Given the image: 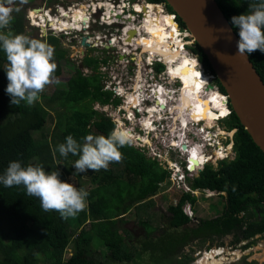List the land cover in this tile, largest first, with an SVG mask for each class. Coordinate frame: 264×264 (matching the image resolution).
Here are the masks:
<instances>
[{"label": "trees", "instance_id": "obj_1", "mask_svg": "<svg viewBox=\"0 0 264 264\" xmlns=\"http://www.w3.org/2000/svg\"><path fill=\"white\" fill-rule=\"evenodd\" d=\"M36 1L27 0L22 4L20 0H15L11 6L20 7V10L12 13L9 27L1 30L23 34L24 9L28 5H37ZM145 1L162 2L165 9L173 13L164 0ZM214 1L239 40V29L233 27L231 17L247 13L249 3L259 0ZM175 21L180 30H185L176 15ZM36 39L53 46L57 65L54 74L58 73L61 70L60 61L68 60L58 38L47 36L45 41L40 37ZM186 47L196 56L202 68L213 74L199 46L192 41ZM247 56L264 83V53L256 50ZM7 63L6 56L0 55V175L9 162L20 161L22 166L40 165L46 172L57 170L63 182H68L69 176L79 179L86 175L94 186L86 190L89 193L86 203L92 213L83 210L75 217L62 219L56 211L45 212L39 199L28 196L22 185L6 188L0 184V264H74L70 259L58 260L53 256L55 249L68 246L79 260L87 264H138L142 261L148 264H181L189 258L183 247L188 244L189 250H192L195 241L228 237V243L235 246L239 241L251 238L241 245V248H246L256 236L264 237V153L252 142L228 103L230 112L223 118V124L227 130L235 129L232 134V158L218 160L215 166L205 164L187 180L191 189L216 191L222 198V209L216 216L189 224L190 219L182 212L181 206L185 201L192 205L195 197L182 192L176 203L166 207L167 230L157 236L153 232L152 217L141 210L155 194L160 182L168 177L167 171L157 161L126 143L119 148L121 160L111 162L107 170L93 172L89 169L74 176L76 169L72 159L77 156L69 154L61 157L54 149L64 143L68 135L78 142H82L88 134L107 137L113 122L106 116L96 115L94 110H55L50 115L41 114L37 101L32 105L23 101L19 106L11 105V98L5 92L8 80L4 68ZM160 67V64L156 65V69ZM83 68H88L90 72L84 73ZM96 71V58L84 54L80 64L63 83L54 87L45 101L72 102L88 97L101 105L117 104L118 99L102 89ZM213 82L219 92L224 93L215 77ZM48 116L53 118L52 129L34 136L33 133L41 128ZM131 209H135L136 222L144 231L138 238L121 225L124 223L123 216ZM96 243L107 246L104 262L95 255L93 245ZM221 259L223 257L213 261L217 263ZM252 263L256 264L255 261Z\"/></svg>", "mask_w": 264, "mask_h": 264}, {"label": "clouds", "instance_id": "obj_2", "mask_svg": "<svg viewBox=\"0 0 264 264\" xmlns=\"http://www.w3.org/2000/svg\"><path fill=\"white\" fill-rule=\"evenodd\" d=\"M14 3L15 0H0V29L8 28L13 19L12 13L20 10L19 8H13L11 6ZM20 3H27V0H20ZM248 9L247 13L231 17V24L233 27L239 29V40L237 42L239 55H247L256 50L264 53V31H262L264 29V0L249 3ZM0 49L3 50L8 62L4 71L8 80L5 92L11 98L10 104L19 106L23 101L28 105H32L40 99V94L44 91L45 87L53 82V74L57 68L54 62L55 50L53 46L24 34L0 31ZM123 95L124 93L120 97H117L118 103L115 105L112 103L102 104L104 115H101L110 119L106 108L104 109V105L111 104L115 107L123 99L124 101L120 103L122 107L119 108L117 113L119 121L122 122V125H125L122 128L128 129L127 133L114 130L115 124L113 122L114 126L107 137L104 135L88 134L82 138V142H78L72 135H68L65 137V142L59 144L54 149V151L59 152L61 157H67L69 154L78 157L73 163L76 169V172L73 173L74 176L89 169L93 170V172H98L101 169L107 170L111 162H119L121 160L122 154L119 148L123 147L126 143H129L135 148L139 147L135 145L134 139H132V143L127 141V135H133V131L129 129L130 126L139 125L141 130L138 135L140 136H143L145 133H141L144 129H147L146 133L150 135L149 132H151V129L147 127L146 122L152 125L153 122H156V119L147 120L148 117L146 115L142 116L140 119L143 120V124L140 125L139 121L125 117L126 111L130 112L132 110L133 112L131 114L134 113L135 115H139L140 111L143 112L146 106H142L149 101L148 97L139 96L140 102L131 104L134 106L129 105L128 110H126L124 103L127 96ZM127 99L129 100L128 97ZM228 114L222 117V119ZM203 141L209 146L205 140ZM193 147L195 146L190 145L188 149ZM209 159L204 161L201 159L200 161L202 162L199 163L203 166L210 164ZM184 172L185 170L183 169V174ZM59 176L60 173L57 170L46 172L44 167L40 165L22 166L20 161H11L4 173L0 175V184L6 188L22 185L28 196L39 199L40 206L45 212L56 211L62 219L75 217L86 208V199L89 193L83 188H77L68 182L61 181ZM183 178L186 180L190 179L185 174ZM190 190L192 189L188 185V190H184L183 192L188 191L191 194ZM184 203L189 204L187 201ZM184 203L181 206L183 213Z\"/></svg>", "mask_w": 264, "mask_h": 264}, {"label": "rangeland", "instance_id": "obj_3", "mask_svg": "<svg viewBox=\"0 0 264 264\" xmlns=\"http://www.w3.org/2000/svg\"><path fill=\"white\" fill-rule=\"evenodd\" d=\"M55 2H58V3L63 4V5H67L70 2V0H46V1L45 0L44 1L37 0L36 1L37 5L39 4L38 6H42L43 4L51 5ZM158 7H160V6H158ZM19 9H20V7H19ZM25 13L26 12H24V14ZM159 19L160 18H158L157 21H159ZM133 29H135V28H133ZM0 31H2V30L0 29ZM23 34L26 36H29L30 38H35V39L39 38L37 28L33 27V26L26 25V24L24 26V33ZM56 38H58V40H59L60 47L66 51L68 60H67V62L60 61L61 70L58 73L53 74V82L51 84H49L48 86H46L44 91L40 94V99L37 101V107L40 110L41 114H47L48 113L50 115H53L55 110H68V109H79V110H84V111L94 110L95 114L98 116L100 114H103L104 113L102 111L103 105H100V104L92 101L88 97L80 98V99H77V100L72 101V102H64V101L62 102V101L56 100L54 102L49 103V102L45 101L47 99V97L50 95L51 91L54 89V87L58 86L60 83H63L68 78V76L71 74V72L74 70V68L80 64V59L83 56L82 52L79 51V49H83V48L78 47V45H76L75 41H73V40L68 41L64 37H56ZM148 38H150V37H148ZM173 39L175 41H177L176 37L175 38L173 37ZM43 40L45 41V39H43ZM188 40L190 41V39H187V41ZM166 44H171V39L166 40ZM189 44H190V42L186 43V45H189ZM184 48H187V47L185 46ZM83 54H84V52H83ZM151 54H153V53H149V56ZM0 55H2V56L5 55L3 50H1V49H0ZM79 55H81L80 58H78ZM195 70L197 71L198 69L195 67ZM82 71H83V69H82ZM203 71L206 72L204 69H203ZM204 76H206V75H204ZM173 77H176V75ZM170 80H172V77L170 78ZM209 82L212 85L215 84L213 82V79H210ZM179 85L180 84L177 81H174L173 84H166V83L164 84V86L166 88H173L174 90L175 89L178 90ZM133 89H134V87H133ZM175 94H177V91L175 92ZM138 99H139V96H138ZM148 100H149V98H148ZM146 105H148V103H146L142 107H145ZM127 106H129V105H127ZM127 106H125V103H124V107L126 108ZM131 106H134V105H131ZM105 108H106L107 112L111 111V110H109L110 109L109 106L105 107V105H104V109ZM126 110H128V107L126 108ZM131 112H133V111L130 110V113ZM141 113H142V111H140V114ZM224 115H222L220 118L222 119V117ZM134 116H135V114L133 113V114H131V116L129 118H133ZM52 119H53L52 117L48 116L47 119L45 120L44 124L41 125V128L38 131H35L33 133L34 136H39L40 133H48L52 129V124H53ZM221 119H218L216 121L212 120L213 126L210 128H204L203 127L202 130H199L198 128H196L197 124H194V126H192V127L189 126L187 129L182 128V130H181L182 133H177V134H182L183 143L186 142V146H187L185 149H188V146H190V145L195 146L197 148V151L199 152L198 156L201 159H203L204 155L209 154L210 155L209 163L213 166L216 165V160H217V158L214 156L215 151L217 150V146H216L214 140H219L221 138L223 143H226V138H224V137H226L225 135L214 136V137L212 136V133L216 131L217 127H219L220 129H223L225 127L223 124L224 119H222V120ZM212 121H211V123H212ZM165 123L168 124L169 119H165L163 121L157 120L156 122H153L152 126L158 125V128H156L155 131L151 130V132H149L150 135L154 134L155 137L162 135L163 138L165 139L164 142L154 143V141H159V140L158 139L154 140V138L151 137L153 141H150V145H146L145 147H141V148L137 147V149H139L144 156L149 157L151 159H154L155 161H157L160 164V166L162 168H164L167 171L168 177L165 178L164 181L160 182L158 189L156 190L155 194H153L150 197V199L145 202L146 204L143 207V209L141 210L142 212H145L146 214H148L149 216L152 217V224L155 227L153 232L157 236L159 233H161V231L167 230V227L165 225L166 207L170 204H174L177 201V199L179 198V196L181 195V193L184 191L185 186H188L187 185L188 181L183 178L184 174H183L182 168L184 167V164H183L184 154L182 151L180 152L181 149L180 150L176 149V148H174V146H172V147L166 146L168 143V140L173 139V137L171 134L172 132L168 133L167 129L164 128V125H166ZM123 124H125V123H123ZM174 125H176V124H174ZM200 125H202V123H200ZM121 127H125V125H122ZM145 131L147 132V129L142 130L141 133L145 132ZM196 131H199V132H196ZM205 132H208L207 136L210 138V140L208 142L211 143V145H209V146H207L205 144V142L203 141L202 136H204ZM174 134L177 135L176 132ZM133 135H135V134L133 133ZM184 136H186V137H184ZM131 137L132 136H130V135L127 136V141L130 143H132V139H134ZM231 137H232L231 133H229L227 135L228 140H230ZM165 147H166V149H165ZM150 148L152 149V152H150ZM168 149H171V153L167 152ZM226 154H227L228 158L233 156L231 148L226 149ZM155 155H157V156H155ZM217 155H220V154H217ZM76 159H78V158L73 157L72 160L75 161ZM193 162L196 163V161H193ZM174 174H175V176H174ZM190 176L192 177V174ZM191 177H188V178H191ZM87 178L88 177L86 175H83L79 179H76V178L70 176L67 178V181H68V183L72 184L74 187L83 188V189L87 190L88 188L94 186L92 183H90L88 181ZM192 190L195 191L194 192L195 194H192V195H194L195 200H194V203L190 206V213L192 214V217L190 218L189 224L197 223L198 219L211 218L213 216H216L218 214V212H220V210L223 207V202H222V198L219 197L217 192H212L211 194H208L209 192L206 193V191H204L202 189H192ZM186 204L187 203H184V205H186ZM84 211H86V213L87 212L92 213L90 211L88 205L86 206ZM134 211H135V209H131L129 212H127L123 216L124 223L121 224L126 229H128V227H129V230L132 233L136 232L135 229H136V227H138L136 225H139L136 222V217H135ZM84 220H85V222L87 221L86 219H84ZM140 236H142V234H137V238ZM250 239L251 238H249L248 240H250ZM248 240H244V241L247 242ZM228 241H229L228 237H224V238L222 237L221 239L213 237L212 241H210V240L195 241L194 245H192V250L191 249L189 250V246L187 244L183 247V250L186 252V254H188L189 258L187 257V259H185V261L181 264H192V263L196 264L197 262L201 261L200 257L203 256L204 251H208L209 249L217 248V246H221L223 249V252L221 254H219L221 257H225V259L220 260V261H222V264H254V263H252L253 261H255L256 264H259L260 261H261V263H263V261H264V259H263V257H264V237L256 236V238L254 239V242L244 250L245 253L240 254V257H237V259L235 257L236 255H230V254L226 253V251L231 246L228 243ZM219 242H221V244ZM239 242L241 243L243 241H239ZM94 243L95 242H93L92 244H94ZM218 244H220V245H218ZM235 247L238 248V246H235ZM93 248L96 251L95 255L99 258V260L101 262H104L106 260L107 246L106 245H99L98 243H96L95 246L93 245ZM197 251H199L201 253V254H199L200 256L199 255L195 256V253ZM235 252L237 254H239L237 249L234 250V254H236ZM54 253L55 254L53 256L58 260H66V259L69 260L70 259L72 262H74V264H87V263H85V262H83L77 258V256L72 251L70 246H68L66 249H61V248L55 249ZM205 254L207 255L208 253L205 252ZM209 256H213V254L209 255ZM220 256L214 257L213 260L217 261L220 258ZM213 260L212 259L205 260L204 261L205 263L202 262L201 264H210V262H212ZM245 260H248L247 261L248 263H246ZM104 264H118V263H112V262L106 263L105 262ZM138 264H148V263L146 261H142Z\"/></svg>", "mask_w": 264, "mask_h": 264}, {"label": "built area", "instance_id": "obj_4", "mask_svg": "<svg viewBox=\"0 0 264 264\" xmlns=\"http://www.w3.org/2000/svg\"><path fill=\"white\" fill-rule=\"evenodd\" d=\"M44 3V2H43ZM148 3L150 2H146L145 0H70V2L67 5H63L60 4L58 2H55L51 5H45L43 4L42 6H38V7H34V6H29L26 9V13L24 14V23L26 25L29 26H33L37 28L38 31V36L40 38L45 39L47 36H54V37H64L66 38L68 41L73 40L76 42V45H78V47L83 48V49H79V51L83 52V50L85 48H87L88 46H83L80 44V38L82 36H85V41L88 44H91V42H93V44H100V38L97 35H94V39L92 37L94 32H89L88 29L93 28L96 30V28L98 27L99 29L102 27L103 29H106L107 27H112L113 25L117 24L118 22H120L123 18L125 17H129L130 20L128 22L123 23L121 31H120V38H125L126 37V31L129 29H136V33L134 34V36L132 37V40L129 41V43H131V45L135 44V46H137L138 48H140L141 43H140V39L141 37H146L147 33L144 32V29L141 28V21L145 20L144 18V10L141 11L138 9V7H135V5H140V7L143 9L144 5L148 6ZM153 4H157L158 6H160V12L163 13V15L169 16L175 24V28H176V36L181 40L182 44H183V52L184 54H186L187 56L191 57V59H194L197 63V67L199 68V70L202 73H205L207 75V81L205 84H202L203 86H205L206 89H209L207 87L208 84H211L209 82L210 79H214L213 74L209 73V72H204L202 69L201 64L197 61V58L194 54H192L187 48H184L186 46V43L189 42V40L187 41L186 37H187V32L185 30H180L176 21H175V14L171 13V12H166L164 10V4L162 2L160 3H153ZM83 5L84 6V12L83 14L77 16L74 19V16L72 15V11L73 10H77L78 6ZM126 10V11H125ZM147 10H149L150 14H153V10L150 9L149 7H145V12H148ZM126 12V13H125ZM110 13V14H108ZM139 18L138 22H134L133 18ZM51 18V19H49ZM82 18L85 19V21L82 20ZM44 19V20H42ZM128 19V18H126ZM125 19V20H126ZM52 20L53 23L48 25V22ZM65 23V24H64ZM112 44H114V42H112ZM187 49V50H186ZM126 54H128V52L126 51ZM81 55L78 56V58H80ZM149 57V52L145 51V70H143L145 72V74H147V77L143 78L141 77L138 78L137 81L134 82V84L136 85L137 89L136 90H131V92H134L135 95H139V96H147L150 100V98L152 99V101L150 102V104L146 107V111L150 110L152 112L150 119H156L157 120H165V119H169V123L164 125V128L167 129L168 133H171V129H173V132L175 133H182V125L180 124L179 120L177 117H175L176 113L174 112V110L170 111V107L173 106L172 102L173 101H169L171 95H174L173 93H175L177 90L173 89V88H166L164 86V84H173L174 81H177V79H173L170 80L167 70H166V63L158 56V55H152L150 60L148 59ZM127 61L125 59H123L122 61H119L120 65H124ZM115 64V63H114ZM160 64L161 67L159 69H156V65ZM112 67H106V65L100 64L97 66V74L99 75V78L101 79V84H102V89L107 90L111 93V97L112 98H117L120 97L122 95V93H124V90L122 89V87L118 86L117 84L120 83V81H118L117 76H114L112 71ZM84 72L87 71L86 68L83 69ZM154 76V79L152 80V83H150L148 85V87L144 88V84H146V79L149 76ZM104 76L107 77V79H103ZM110 78H112L110 80ZM113 82V84H112ZM178 82V81H177ZM111 83V84H110ZM179 83V82H178ZM212 85V84H211ZM139 86H142V90ZM163 87V88H162ZM215 89L218 91L216 85H212V87L210 89ZM122 89V90H121ZM165 90L166 93V103L164 101V108H161L160 105H158L155 100H157V97L153 95V92L155 90ZM222 96H225V94L221 93ZM175 96V95H174ZM174 98V97H173ZM164 100V99H163ZM122 101H124L123 99L120 100L119 105L117 106H112L111 104H107L106 106L110 107V112H108V116L110 117V120L112 122H114L115 126H114V130H120L123 131L125 133H127L128 129L127 128H122V122L119 121V117H118V110L120 107H122V104H120ZM158 101V100H157ZM158 103L160 104V102L158 101ZM163 105V104H162ZM224 106L227 108L226 106V101ZM163 107V106H162ZM229 109L227 108V113L228 114ZM160 114V115H159ZM146 117H147V113H145ZM184 115V114H183ZM131 116V113L129 111H126L125 113V117H127L129 119V117ZM166 116V117H165ZM185 116V115H184ZM164 118V119H163ZM176 118V119H175ZM186 118V122L187 123H191L190 127L194 126L193 121L189 120L187 117ZM215 121L218 119H214ZM198 124L196 125V128H198L199 130H202V128H210L213 126V124L211 125H205L203 121H196ZM200 123H202V125H200ZM139 124H143V120L140 119L139 120ZM176 124V125H174ZM161 126V125H160ZM145 127V125H144ZM153 131L156 130V128H158V125H154L153 127ZM129 129H131L129 127ZM113 130V131H114ZM234 128L227 130L225 127L223 129H220L219 127L216 128V131L212 133V136H221V135H225L226 137V143H223V141L221 140V138L219 140H214L216 146H217V150L215 151V157L217 158L216 162L218 160L221 159H227L228 156L226 154V149L227 148H231L232 151V137L230 138V140H228L227 135L229 133H231V136L234 132ZM229 132V133H228ZM130 136H132L131 138H134V143L135 145L139 146V148L141 147H145L146 145H150V141H153L151 137L154 138V140L158 139L159 141H154V143H162L164 142V138L162 135H159L158 137H155L154 134L153 135H147L146 131L143 134V136H140L138 134L132 135L129 134ZM171 135V134H170ZM208 132L204 133V138L209 139L210 138L207 136ZM186 137V136H184ZM175 138L171 139L172 141ZM170 139L168 140L167 143V147H172L174 146V148L179 149V146H175V145H171V141ZM207 144L211 145V143H209L208 141L206 142ZM183 144V143H182ZM186 144V142H185ZM156 145V144H155ZM165 146V145H164ZM166 149V147H165ZM150 152H152V149L150 148ZM168 153H171V149L167 150ZM179 152V151H178ZM181 152V151H180ZM220 154V155H217ZM233 154V151H232ZM154 156V155H153ZM157 156V155H155ZM210 158L209 154H206L203 156V161L206 160L204 159V157ZM232 158V157H230ZM228 158V159H230ZM186 159L187 157L184 156V167L182 169L185 170L184 174L187 177H191L190 175L192 174V177L195 176L202 168V164L199 163V165L196 166L195 170H190L188 167V163H186ZM157 160V159H156ZM202 162V161H200ZM169 163V162H168ZM169 166V165H168ZM175 172V171H174ZM173 173V172H172ZM191 177V178H192ZM185 191L188 190V186H185ZM204 191L209 192L208 194H211L212 190L209 189H203ZM194 190H190L191 194H195ZM183 211L184 213L191 218L192 214L190 213V207L189 204L184 205L183 207ZM246 241L243 242H239L237 245L238 248H236L235 246H230L229 249L226 251L227 254L230 255H236V259L237 257H240V254L245 253V249L246 248H241V245L245 244ZM234 247V248H233ZM242 249H240V248ZM237 249L239 254H233L234 250ZM215 250H221V252L219 254H221L223 252L222 247H217V248H213V249H209L207 252L209 251H215ZM205 252V251H204ZM199 254H201L199 251H197L195 253V256H198ZM219 254H216L215 256L218 257L220 256ZM200 256V255H199ZM201 258V257H200ZM221 258V256H220ZM223 259H225V257H223Z\"/></svg>", "mask_w": 264, "mask_h": 264}, {"label": "water", "instance_id": "obj_5", "mask_svg": "<svg viewBox=\"0 0 264 264\" xmlns=\"http://www.w3.org/2000/svg\"><path fill=\"white\" fill-rule=\"evenodd\" d=\"M164 2L183 22L189 42L194 41L205 55L230 109L252 142L264 153V83L248 56L238 54V38L231 25L214 0ZM80 44L89 45L85 36L80 38ZM181 148L185 149V145L181 144Z\"/></svg>", "mask_w": 264, "mask_h": 264}, {"label": "bare ground", "instance_id": "obj_6", "mask_svg": "<svg viewBox=\"0 0 264 264\" xmlns=\"http://www.w3.org/2000/svg\"><path fill=\"white\" fill-rule=\"evenodd\" d=\"M150 4L151 3H148V7ZM137 7H138V9H142L140 7V5H137ZM150 9L153 10V14H150L151 12L148 11L147 16L145 17L146 20L141 21V28H143L144 31L152 32L151 35H147L150 38L147 37V39H146L147 42H144V43H146L145 45L147 47H144V48H146L150 53L156 52L160 56H162V57H160V56L159 57L163 61H166V65H167L166 70H167L168 76L170 78L172 77V80L176 78L180 84L179 88L177 90V94L174 93L175 96L171 95L170 97H168V98H170L169 101H173L172 102L173 106L170 107V111L174 110V112L176 113L175 117L178 118L180 124L182 125V128H184V129H187L191 124L190 122L189 123L186 122L185 117H187L189 120L193 121V123H196V124H198L196 121H203L205 125L213 124L214 119H220V117L222 115H224V114L226 115L227 108L224 106V104H225L227 97L222 96L220 92H218L217 90H215L213 88L212 89H210V88L206 89L205 86L202 85V84L206 83V81H207L206 76L207 75L205 73H202L199 70V68L197 67V63L194 59H191V57L184 54L183 44L182 45H180L178 43L174 44L176 41L173 39V37L174 38L176 37L177 41L180 40L176 36V33H175L176 28H175L174 21L169 16H168L169 20L167 18H164L163 13L160 12V7H158L156 5H152ZM73 14H74V12H73ZM108 14H110V13H108ZM158 18H160L159 21H157ZM49 19H51V18H49ZM42 20H44V19H42ZM129 20H130V18H129ZM170 22L172 23V25L170 24ZM52 23H53V21L50 20L48 22V25H50ZM168 27H170L169 32L171 30L174 32L173 34H171V38H170L171 44H166L163 41L160 42V38L162 40V38L169 35V32L168 31H167L168 33L166 32ZM153 34H155V36L159 37L158 41H155L152 38ZM130 38H131L130 34H129V32H127V37L125 38V41L126 42L130 41ZM158 43H160V44H158ZM152 55H156V54H154V53L151 54L149 56V59L151 58ZM195 67L198 69L197 71L195 70ZM175 75H176V77H173ZM204 75H206V76H204ZM137 87L134 84L135 90L137 89ZM139 87L142 90V86H139ZM166 93L167 92L165 90L160 91V89L155 90L153 92V95L157 97V100L160 102V104L158 103L157 100H155V102L158 105L163 104V107H161V108H164V104L166 103V99H165ZM126 96L129 98V100L127 99V97L125 98L126 99L125 106L131 105V104H134L135 102L140 101V99H138L139 95H135L134 92L127 93ZM164 101H165V103H164ZM146 113H147V117H148L147 120H149L152 112L150 110H148ZM155 119H157V118H155ZM147 120L145 119V121H147ZM211 121H212V123H211ZM146 123H147L146 124L147 127L152 130L153 126L151 124H149V122H146ZM170 132H172L171 133L172 137L176 138L173 141L170 139L172 141L171 145H175V146L180 147V149H181L180 151H182L184 156L187 157L186 163H188L189 169L195 170L196 166L199 165V162L201 160V158L198 156L197 148L196 147H193L190 149L181 148V144L183 143L182 134L176 133L177 135H175L173 132V129H171ZM196 132H199V131H196ZM203 140H205L207 142L206 138H204ZM183 144L185 145V143H183ZM186 147L187 146L185 145V148ZM204 159H208V156L207 157L205 156ZM193 161H196V163H194ZM175 174H174V176H175ZM215 255L216 254H213V256H209V254L206 255L204 253L202 258H201V261L197 262L196 264H201L205 260L213 259L214 257H216Z\"/></svg>", "mask_w": 264, "mask_h": 264}, {"label": "flooded vegetation", "instance_id": "obj_7", "mask_svg": "<svg viewBox=\"0 0 264 264\" xmlns=\"http://www.w3.org/2000/svg\"><path fill=\"white\" fill-rule=\"evenodd\" d=\"M38 5H30V6L38 7ZM152 5H157V4L151 3L149 5V8H151ZM28 6L24 9V12L28 8ZM135 7H137V5H135ZM145 7H148V6H144V9H139L142 11L144 10L143 11L144 12V18L148 14L147 12H145ZM164 10L167 12V10L165 9V6H164ZM147 11H149V10H147ZM73 12H74V14H73ZM82 12H84V6L83 5L78 6L77 10H73L72 15L74 16V19L77 17L78 14L79 15L83 14ZM23 18H24V15H23ZM126 18H128V19H126ZM164 18H167L169 20L168 16H166V15H164ZM82 20L85 21L84 18H82ZM133 20L136 23L139 21V18L135 17V18H133ZM128 21H129V17H125L120 22H118L117 24L113 25L112 27H107L106 29H103L102 27L100 29L97 27L96 30L93 28L88 29V31L90 33L94 32V33H91V34H93L92 35L93 39H94V35H97L100 38V44L99 45L97 43L93 44V42H91V44H89V46L87 48H85V50H83L84 54H86L87 56L96 58L97 66L100 64L106 65V67H110V68H111V66H113L112 67V71H114L113 74H114V76H117L118 81H120V83H118L117 85L122 87V89L124 90L123 96H126L127 93L131 92L132 88L134 87V82L136 80H138V78L141 79V77H143V78L147 77V74H145V72L143 71V70H145V68H144L145 67L144 66L145 58L144 57H145V51L149 52L146 48H144V47H147L145 45L146 43H144V42H147V40H146L147 36L141 37L140 48L135 46V44L131 45V43H129V41L126 42L125 38L127 37V35L125 38H123V37L120 38V31H121L122 25H123V23L128 22ZM170 24L172 25L171 22H170ZM169 30H170V27L167 28L166 32L167 31L169 32ZM127 32H129V34H130V37H131L130 41H131L132 37L136 33V29H129L126 31V34H127ZM144 32L147 34L149 33L148 35L152 34V32H150V31H144ZM173 33L174 32L171 30L169 32V35L164 37L165 39L162 38V40H161V38H160V42L163 41L166 43V40L170 39L171 34H173ZM152 38L155 41H158V39H159V37L155 36V34L152 35ZM112 42H114V44H112ZM177 43L182 45L181 40H179L178 42L176 41L174 44H177ZM158 44H160V43H158ZM126 51L128 52V54H126ZM151 53H154V54L160 56L156 52H151ZM84 54L82 53V55H84ZM160 57H162V56H160ZM123 59H125L127 62L124 65H120L119 61H122ZM148 59H149V57H148ZM164 62L166 63V61H164ZM86 69H87L86 72H90V70L88 68H86ZM103 79H107V77L104 76ZM111 79L112 78H110V80ZM153 79H154L153 75L149 76L145 80L146 84H144V88L148 87V85L150 83H152ZM100 81H101V79H100ZM112 84H113V82H112ZM151 101H152V99L150 98V100L147 102L148 105L150 104ZM148 105H146V107ZM144 112L145 113L147 112L146 108L141 113L142 114L141 116H139L140 114L135 115L133 117V119L139 121L142 116H145ZM130 128L133 131V133H135V134H138L139 131L141 130L139 125L130 126ZM136 226H138V225H136ZM128 229H129V227H128ZM135 230H136V232L132 233L134 235V237H137V234H143V232H144L143 228L141 226L136 227ZM205 252H207V251H205ZM220 252H221V250H215V251H209L207 253L209 255H212V254H218ZM221 260H223V259H221ZM245 261L247 262L248 260H245ZM212 263L213 264H222V261L219 260L217 263H215L214 261L210 262V264H212Z\"/></svg>", "mask_w": 264, "mask_h": 264}, {"label": "crops", "instance_id": "obj_8", "mask_svg": "<svg viewBox=\"0 0 264 264\" xmlns=\"http://www.w3.org/2000/svg\"><path fill=\"white\" fill-rule=\"evenodd\" d=\"M264 262V261H263ZM261 263V261L259 262V264Z\"/></svg>", "mask_w": 264, "mask_h": 264}]
</instances>
